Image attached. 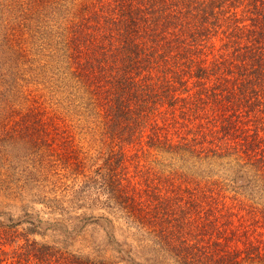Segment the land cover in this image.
Here are the masks:
<instances>
[{
	"label": "trees",
	"instance_id": "16d2710c",
	"mask_svg": "<svg viewBox=\"0 0 264 264\" xmlns=\"http://www.w3.org/2000/svg\"><path fill=\"white\" fill-rule=\"evenodd\" d=\"M69 96L99 122L89 169L50 106ZM15 101L27 153L0 147V264L262 261L249 230L264 227V0H0V105ZM156 153L166 173L132 179Z\"/></svg>",
	"mask_w": 264,
	"mask_h": 264
},
{
	"label": "rangeland",
	"instance_id": "374dc122",
	"mask_svg": "<svg viewBox=\"0 0 264 264\" xmlns=\"http://www.w3.org/2000/svg\"><path fill=\"white\" fill-rule=\"evenodd\" d=\"M34 38H28L27 41L29 43V45L31 46V52L32 54L30 55L31 58L39 59V58H43L44 53H46V47L43 49L44 45H41L42 40H37L36 42H34ZM64 95H68L67 93H65ZM72 102V103H70ZM9 103V105L7 106H2L0 105V121L2 123V121L7 122V124H4V126H6L5 129L1 128L0 129V137H2V141L0 142V147L4 149V152H8L9 153H20L16 156L21 155L22 153H27V150L24 149V147L26 146L24 141L20 140L19 143V138H14L12 136L11 130L12 127L15 126V121L17 120V118H20V112L24 111L26 108V104L24 105H20L17 103V101ZM50 106L53 108H59L60 113L62 114V119H65L72 127L73 133L75 134V142L78 145L76 147V153H79L80 156H83L87 154V158L90 159V163L88 164V161L86 162V167L83 168H91L90 166L94 163L95 164V154L96 151L98 150L97 147H94L93 145L95 143H97V139H98V133H99V129H96L95 126H99V122L98 120L90 115H85L82 112L87 110V107L85 104H83L80 100H74L72 97L69 96V99H66L62 102H57L52 101L50 102ZM2 126V124H0V127ZM10 129V130H9ZM6 131V132H5ZM8 135V136H7ZM1 140V139H0ZM30 147V145L28 146ZM30 152V149H28V154ZM33 150L31 151L30 155L33 157L35 156ZM132 156V159L134 157V153H130ZM82 157H80L81 159ZM167 161V156L165 153H161V155H158V153L156 154H149V156H144L143 155V159L141 160V163L138 166H136V164H131L130 165V176L132 179H136L137 176H142L140 177V181H147L149 183V181L151 180H156L158 179V177L162 176L163 174H165V170H164V164ZM37 167L34 166V163H32L30 161V166L32 167L33 170H38V164L35 163ZM192 166V168L189 170L191 172H196V173H202L203 172V168L202 167H197L195 166V164L190 163ZM28 166L23 165V167H27ZM81 165V164H80ZM1 169L5 170H9L8 167L9 166V160H2V164H1ZM79 166L77 165H69V163H64L61 164L59 166V172H61L60 174L62 175L63 173H67L68 170H73V169H78ZM244 167H241L240 169H237L236 171H243L245 170ZM139 171V174L137 173ZM11 172V171H10ZM35 178H37V181L41 184L44 183H48V181L44 178L43 176V172H39L34 174ZM75 178V179H74ZM73 179L69 178V179H63L66 180L68 182L69 185L73 186V188H76L79 186V183H82V180L84 178V174H82L80 172L79 177H74ZM59 176L56 175L55 176V180H58ZM54 180V181H55ZM174 182H177L174 181ZM62 182H58V184H61ZM50 196H53L50 195ZM65 194H64V190H63V194H62V198H64ZM41 208V207H38ZM7 210H12V212L15 214L16 217H19L22 215V210L19 206H13L11 208H9V206L6 208ZM159 212V211H157ZM163 214V213H162ZM41 215L45 218H47L46 213L41 212ZM50 218V217H49ZM249 236L254 240V243L256 245L260 246V249L262 252H264V227H260L259 229L255 230L254 228H251L249 230ZM243 231L239 230L238 233H236L235 237L231 236L229 237L230 239V244L232 247L235 248H240L243 247ZM41 238V237H39ZM56 238L54 235H52L51 233L48 232V235L45 237V240H51ZM244 238H246V236H244ZM82 247L80 246L78 243H75V247L74 248H79ZM83 250H85L86 252L89 251L88 248H83ZM242 264H264V257L262 259V261H252V262H243Z\"/></svg>",
	"mask_w": 264,
	"mask_h": 264
}]
</instances>
